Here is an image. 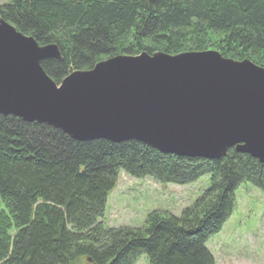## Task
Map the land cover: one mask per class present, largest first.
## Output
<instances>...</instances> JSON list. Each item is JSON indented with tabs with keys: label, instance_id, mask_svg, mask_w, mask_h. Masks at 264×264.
<instances>
[{
	"label": "trees",
	"instance_id": "obj_1",
	"mask_svg": "<svg viewBox=\"0 0 264 264\" xmlns=\"http://www.w3.org/2000/svg\"><path fill=\"white\" fill-rule=\"evenodd\" d=\"M0 19L60 59L56 83L117 55L216 49L264 67V0H7ZM160 184L209 185L178 215L149 213L141 228L102 218L119 171ZM264 193V164L229 148L217 159L159 152L136 140L80 141L45 123L0 114V264H215L206 241L232 214L234 191Z\"/></svg>",
	"mask_w": 264,
	"mask_h": 264
},
{
	"label": "water",
	"instance_id": "obj_2",
	"mask_svg": "<svg viewBox=\"0 0 264 264\" xmlns=\"http://www.w3.org/2000/svg\"><path fill=\"white\" fill-rule=\"evenodd\" d=\"M0 19V114L75 140H136L167 154L217 159L229 148L264 164V67L217 50L117 55L54 82L60 59Z\"/></svg>",
	"mask_w": 264,
	"mask_h": 264
},
{
	"label": "rangeland",
	"instance_id": "obj_3",
	"mask_svg": "<svg viewBox=\"0 0 264 264\" xmlns=\"http://www.w3.org/2000/svg\"><path fill=\"white\" fill-rule=\"evenodd\" d=\"M6 1L0 0V3ZM208 185L207 174L178 185L160 184L149 177H132L120 170L117 182L106 198L103 224L141 228L153 211L178 215ZM234 197L231 216L221 230L206 241V248L213 255L215 264H264V193L250 183H241L235 189ZM134 264H148V260L145 255H140Z\"/></svg>",
	"mask_w": 264,
	"mask_h": 264
}]
</instances>
